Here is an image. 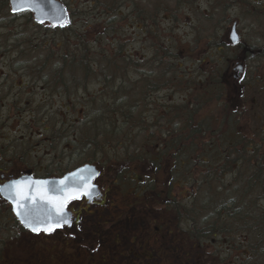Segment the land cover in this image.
I'll return each mask as SVG.
<instances>
[{"label": "rangeland", "instance_id": "1", "mask_svg": "<svg viewBox=\"0 0 264 264\" xmlns=\"http://www.w3.org/2000/svg\"><path fill=\"white\" fill-rule=\"evenodd\" d=\"M59 1L68 11L71 10L72 14H70L67 25L58 29L49 25L35 24L28 12L12 14L8 0H0V86H10V94L0 92V155H4L5 160H11L12 163L7 164L12 166L28 163L36 164L35 171H38L39 168L51 171L56 169V172L52 174L64 172L80 165L85 154L89 160L94 161L93 164H98L95 153H92L90 149L85 150V153H80L81 155H69L76 145L73 140L74 134L71 132L73 127L61 115L65 113V104H70L72 108H80L93 98H96L100 103L104 102L106 98L104 93L98 95L101 91V74L98 75V78L91 74L90 77L84 79L82 72H68L67 76L72 79L68 83L66 94H63V89L62 92L58 88L57 77H51V82L49 79L50 83L48 82V84L55 85L59 90L56 98L53 95V98L49 99L50 94L40 89L39 78L41 75H48L47 77L50 78L49 74L52 72L49 71L58 66L59 60L62 61L65 58L71 60L72 50L82 49L80 40L75 37L74 32L81 34L84 25H95V27L99 25L96 28V33L101 35V30L104 28L101 27V14H98L96 9L88 7L87 0ZM154 1L149 0L148 4H145L144 15L152 16L154 14ZM225 1L228 4L226 10L218 7V0H168L167 6L175 17L172 23L161 19V16L155 17L153 23L148 19L146 23L149 25H147V34L144 37L137 30H128L122 28L125 25H119L120 30L116 36L124 37V40L115 42V47H119V44L123 43L122 51L129 50L134 56L132 67L126 70L129 77L125 78V84L133 90L134 98L139 96L138 93L142 90L147 77H151L150 82H152L153 78L163 72H180L186 75L184 78L181 75L182 79L178 81L177 86L175 84L177 81L167 77L168 73L164 78L172 82L171 86L149 94L150 97L162 101V106L149 105L147 99L144 102L145 109L142 113L145 117L153 120L165 117L163 107L183 105L185 98L192 92H196L197 86H202V81L205 84L216 82L221 72H228L229 68L236 67L235 60L245 58L247 65L244 77L235 84L237 95L246 98V100L242 99L244 101L240 103L237 102V116L240 117L237 131L241 132L248 142L252 141V146L263 143L264 147V91L257 94L256 89L258 88L255 87L264 84V82H258V85H253L254 89L247 91V84L252 78L264 75V0ZM74 2L76 3L73 4V7H70V3ZM233 23H236V32L241 44H245L246 49L256 51L254 56L248 52L243 53L240 45L238 47L229 43L228 33ZM153 24L156 25V28ZM150 25L153 31H151ZM66 38L68 39L64 43L67 41L69 43L59 46V41ZM108 43L109 38L105 36L102 44L98 46V49L103 53V65L108 63L105 57L111 49ZM87 44L89 47H93L94 43L88 39ZM96 58L97 56L94 57V59ZM119 58L115 59L118 67L121 66ZM231 74L232 72H230V76ZM230 78L233 81L232 77ZM188 82L191 83L190 86L187 85ZM18 85L22 88H19ZM30 85L38 87L34 91L35 97L28 98L33 102H40L42 107L43 102H47V107L27 108L28 94L23 91ZM2 89L0 87V90ZM245 94L246 96H244ZM252 96L255 98L258 108L256 110L255 108L247 109L246 117L241 113L242 107L252 105ZM50 100L54 102L52 107H48ZM35 112H37L36 115ZM41 114L43 118L41 128L46 131L40 130ZM68 116L69 118L73 117V112H69ZM62 122H65L64 125ZM117 155V149L107 150L101 159H108L104 166L114 165L113 160H116ZM104 166H101L102 174L97 183L106 184L114 180L120 181L118 177L111 175L115 167ZM44 173L37 172L36 176H42ZM236 179V183L240 180L244 182L243 175L240 176V172H238L234 178L230 176V180L225 183V186L228 187L233 182L236 184ZM102 190L105 192L107 206L99 210L93 208L89 214H83L81 219L83 228L95 226L100 218L103 220L110 218V222L113 223L110 233L104 238V244L98 252L94 253L93 257L87 253L77 252L76 249L64 247L61 241L62 237L58 233H51L43 237L27 233L20 236L16 244L13 243V246L4 251L5 255L9 256L5 263L139 264L142 259L141 261L136 260L126 250L129 248L131 253L137 255L136 247L143 246L146 257L154 259L147 264H251L247 262L246 250L242 246L227 245L221 249L219 242L231 244L241 241L242 233L237 232L232 238L234 234L232 231L227 235V239L224 236L218 237L214 242V246L217 242L216 247H211L206 253L202 252L207 260H203L201 252L192 250L182 235H173L167 228L160 235L152 236L153 240L157 239V241L151 240L148 246L140 242L134 246L128 242L131 235H139V231L153 226L155 222H160L166 217L157 210L140 212L134 209L133 198L126 194L130 190L123 188L121 183L103 185ZM253 193L254 195L250 197L251 201L257 199L256 191ZM231 196H236V192ZM259 203V209L264 208V201H259ZM149 205L153 204L149 203ZM3 212L4 210L1 208V213ZM5 227L9 226L5 223ZM10 235H12L11 237L15 236L12 233ZM1 236L3 235L0 234ZM112 240L121 242L123 249H118V252L127 255V258L117 257L112 251L111 257L115 261L109 259L108 246L112 244Z\"/></svg>", "mask_w": 264, "mask_h": 264}, {"label": "trees", "instance_id": "2", "mask_svg": "<svg viewBox=\"0 0 264 264\" xmlns=\"http://www.w3.org/2000/svg\"><path fill=\"white\" fill-rule=\"evenodd\" d=\"M148 1L87 0L88 7L101 14V27H104L101 35L96 33L99 25H84L81 34L74 32L82 49H73L71 60H59L58 66L49 71L52 72L49 74L50 78L48 75H41L39 78L40 89L57 95L58 88L63 89V94H66L68 83L72 79L67 76L68 72H82L84 79L91 74L98 78L101 74V88L104 90L100 88L98 95L105 94L104 102L100 103L93 98L80 108H72L70 104L64 105L65 113L61 117L66 118L73 127L71 132L76 143L69 155H81L80 153L90 149L95 153L97 163L104 166L108 159H101L107 150L117 149L120 157L117 155L116 160L112 159L114 165L104 166L115 167L111 175L118 177L120 181H114L121 183L122 187L130 190L134 196L159 200L171 216L169 223L176 229H184L187 242L196 251L201 252L203 260H207V257L203 256L202 252L206 253L211 247H216V239L221 236L227 239V235L232 231V238L237 232L242 233L241 241L231 244L219 242L221 249L227 245L242 246L246 250L247 262L264 264V208L259 209V201H264V147L263 143L252 146L253 142H248L243 134L237 131V123L240 120L237 116V102L240 103L246 98L241 94V97L237 95V83L230 80V72H221L216 82L205 84L202 81V86H197L196 92L189 94L183 105L163 107L165 117L155 120L145 117L142 113L146 99L149 105L162 106V101L150 97L149 94L171 86L172 82L164 78L168 73L167 77L177 81H174L177 86L178 81L182 79L181 75L183 78L186 75L180 72H163L153 78L152 82L151 77L146 76L147 81L137 98H134L131 87L125 84V78L129 77L126 70L132 67L134 56L129 50L122 51L123 43L115 47V42L124 40V37L116 36L120 30L119 25H125L122 28L128 30H137L144 37L147 34L148 19L153 23L155 17L161 16V19L172 23L175 18L167 6L168 0H155L154 16L144 15L143 8ZM75 3H70V7ZM218 7L226 10L228 4L225 0H218ZM69 11V14H72L71 10ZM153 25L156 28V25ZM149 27L153 31L152 26ZM105 36L109 38L111 49L105 56L108 63L103 65V53L98 46L102 44ZM67 39L60 40L59 46L68 44V41L64 43ZM88 39L93 41V47L87 44ZM116 57H120V67L115 63ZM134 63L137 66L136 61ZM54 76L58 79V88L48 84L49 79L51 82V77ZM189 82L192 83L191 80ZM189 82L187 85L190 86ZM258 82H264V75L252 78L247 84V91L255 87L258 88L257 94L264 91V84L255 86ZM251 101L252 105L242 107L241 113L246 117L247 109L258 108L254 97ZM221 111L223 112L220 113ZM69 112H73L74 116L69 118ZM81 115L83 116L80 117ZM39 121L41 130L42 114ZM64 123L62 122L63 125ZM81 161V164L94 162L89 160L86 154ZM7 163L12 162L5 160L1 154L0 165ZM23 165L30 169L35 167V164ZM3 171L0 172V180L12 174L16 175ZM37 172H45L42 175L45 177H54L66 171L52 174L56 169L51 171L39 168L32 174L36 175ZM238 172L240 176L243 175L244 182L240 180L236 183V179V184L233 182L228 187L225 186L230 176L234 178ZM254 191L257 199L251 201L250 197L254 195ZM235 192L236 196L232 197ZM5 223L9 227H5ZM24 232L13 218L9 205L0 198V234L3 235L0 237V264H7L5 261L8 259L3 248L16 244ZM11 233L15 236L11 237Z\"/></svg>", "mask_w": 264, "mask_h": 264}, {"label": "flooded vegetation", "instance_id": "3", "mask_svg": "<svg viewBox=\"0 0 264 264\" xmlns=\"http://www.w3.org/2000/svg\"><path fill=\"white\" fill-rule=\"evenodd\" d=\"M238 46V45H237ZM239 47V46H238ZM240 47L242 49V52H248L250 55L254 56V52L250 49H246V45L245 44H240ZM243 60V67L245 70V66L247 65L245 62V58H242ZM239 60V59H238ZM237 60V61H238ZM235 60V62H237ZM228 72H233V69L229 68L227 70ZM245 72V71H243ZM19 88H22V86L18 85ZM1 88H3L2 90H0V92L4 93V92H8V94H10V86H5V85H1ZM24 88V87H23ZM37 89L36 86H29V87H25L24 89V93H27V101L26 104L28 105L27 108H36V107H47V102H43V107L42 105H40V102H33L32 100H30L29 98L31 97H35L36 93H34V91ZM42 90V89H41ZM18 95V94H17ZM53 95L56 98V93L50 94L49 95V99L53 98ZM29 97V98H28ZM49 106L48 107H52V102L51 100L48 102ZM15 104V102H14ZM35 110V109H34ZM37 114V112H35V115ZM36 165V164H35ZM27 165H21V166H12V165H0V172H4L3 170L9 173H14V174H21V173H27L30 172L32 173L33 171H35V169H30L27 168ZM101 177V172L99 174V177L97 178V180L94 181V186L96 187L97 191H98V195L96 197L93 198H86L84 196L77 198V199H73L70 200L67 205H66V210L70 213V218L72 221V226L68 227L67 225L57 228L55 229V231H52L48 234L51 233H58L60 234L61 241L64 245V247H66L67 249H76L77 252H82V253H87L92 255V257L94 256L95 252H98L102 245L104 244V238L107 237V235L110 233L112 227H113V223L110 222V218L108 220H103V219H98V221L95 223V226L92 225L90 227L87 228H83L82 226V215L83 214H89V211L93 208H97V210L99 209H104L108 202L106 200V196H105V192L104 190H102V186L103 185H111L113 183V185H116L119 182L113 181V182H109V183H102L99 184L97 183L98 179ZM127 195L131 196L133 198V208L140 211V212H145L146 210H151V211H160L165 217L166 219H163L160 222H155V224L153 226H148L147 229H144L143 231H139V235L135 234V235H131L128 239V242L131 243L132 245L136 246L137 242H140L141 244H146V246L149 245V242H151V240H153L152 236H156V235H160V233L167 228L171 233L174 234H178L179 236H183L184 239L186 240L185 237V231L183 228H178L176 229V227L172 224L169 223L171 216L169 215V213L166 211V208L159 202V200H156L152 197L149 198H141L138 196H134V193H126ZM149 203H152L153 205L150 206ZM25 230V229H24ZM27 233H31L28 230H25L24 234ZM38 237H43L48 235L47 233L40 231V232H35L33 233ZM22 236V235H21ZM153 241H157V239H154ZM191 246V244H190ZM5 251L7 250V248H3ZM118 249H123L121 242L119 240H112V244L108 246V253H109V259H111L112 261H115L113 257H111L112 255V251L114 252V254L117 257H122V258H127V255H124L123 253H119ZM137 250V255H135L134 253H131L129 251V248L126 250L128 254H130L131 256H133V258H135L136 260H140L142 259L141 262H139V264H147V262H149L150 260H154L151 259L149 257H146L145 252H144V247L143 246H139L136 247ZM192 250H196L194 247L191 246ZM7 258H9L8 255H6ZM94 260V258H93ZM104 263V262H103ZM113 264H117V263H113ZM120 264V263H119ZM160 264V263H157Z\"/></svg>", "mask_w": 264, "mask_h": 264}, {"label": "water", "instance_id": "4", "mask_svg": "<svg viewBox=\"0 0 264 264\" xmlns=\"http://www.w3.org/2000/svg\"><path fill=\"white\" fill-rule=\"evenodd\" d=\"M8 2L10 11L12 13L29 11L32 14L33 20L37 23H45L51 26L55 25V27H61L60 24L62 23L64 25L69 19L65 6L59 0H8ZM228 40L232 45L238 43L239 37L236 33L235 23L231 26V29L228 33ZM242 72L243 66L241 64L236 65L233 73L234 80H238L242 75ZM99 171L100 169H98L95 165L84 164L64 173L60 177L55 178H35L32 177L29 173H26L19 176H10L7 180L4 181V183L0 185V187L7 186L14 180L26 182L44 181L46 182V184L42 186V190L46 192L47 196L56 197L58 199L66 198L68 203L70 200H73L71 198L72 195H76L78 198L84 196L88 199L96 197L98 195V191L93 185V180L99 174ZM61 181H64V183L61 184ZM35 187L36 185L33 184L30 194L34 193ZM89 190H91V195L87 194ZM6 196L7 193L0 194V197H2L6 202L9 203L12 214L20 223L21 218L16 215V209L13 203L10 199L6 198ZM25 203L27 207L33 208V205H31L30 202ZM50 210L51 205L47 202V200H40L35 206V212L40 215L41 219H44V217L49 213ZM64 211L70 217V213L66 210V208L64 209ZM55 219V213L53 212L52 221L54 222Z\"/></svg>", "mask_w": 264, "mask_h": 264}, {"label": "snow or ice", "instance_id": "5", "mask_svg": "<svg viewBox=\"0 0 264 264\" xmlns=\"http://www.w3.org/2000/svg\"><path fill=\"white\" fill-rule=\"evenodd\" d=\"M60 26L62 27L63 24L61 23ZM60 183L63 184L64 181H61ZM33 184L36 185V187L34 193L30 194ZM45 184L46 182L44 181L26 182L14 180L9 185L0 187V194L7 193L6 198L10 199L13 203L16 209V215L21 218L20 223L30 231L37 233L44 231L50 233L55 231L56 228L65 225L71 227V218L64 211L67 199H58L56 197L47 196L46 192L42 190V186ZM87 194L91 195V190H89ZM71 198L77 199L78 197L72 195ZM40 200H47L51 205V210L44 219H41L40 215L35 212V206ZM25 202H30L31 205H33V208L27 207ZM53 212L56 217L54 222L52 221Z\"/></svg>", "mask_w": 264, "mask_h": 264}]
</instances>
